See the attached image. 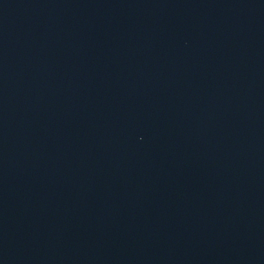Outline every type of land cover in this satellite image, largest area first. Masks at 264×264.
<instances>
[{
    "label": "water",
    "instance_id": "1",
    "mask_svg": "<svg viewBox=\"0 0 264 264\" xmlns=\"http://www.w3.org/2000/svg\"><path fill=\"white\" fill-rule=\"evenodd\" d=\"M0 264H264V0H0Z\"/></svg>",
    "mask_w": 264,
    "mask_h": 264
}]
</instances>
